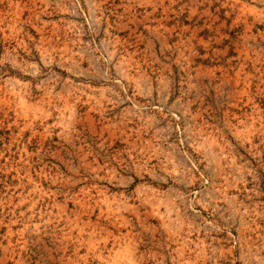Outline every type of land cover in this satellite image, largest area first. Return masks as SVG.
<instances>
[{
	"label": "rangeland",
	"instance_id": "obj_1",
	"mask_svg": "<svg viewBox=\"0 0 264 264\" xmlns=\"http://www.w3.org/2000/svg\"><path fill=\"white\" fill-rule=\"evenodd\" d=\"M0 264H264V0H0Z\"/></svg>",
	"mask_w": 264,
	"mask_h": 264
}]
</instances>
